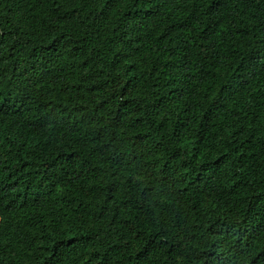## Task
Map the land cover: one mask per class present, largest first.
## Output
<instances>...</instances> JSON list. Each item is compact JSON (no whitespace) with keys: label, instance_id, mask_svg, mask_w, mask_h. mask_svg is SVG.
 I'll list each match as a JSON object with an SVG mask.
<instances>
[{"label":"trees","instance_id":"1","mask_svg":"<svg viewBox=\"0 0 264 264\" xmlns=\"http://www.w3.org/2000/svg\"><path fill=\"white\" fill-rule=\"evenodd\" d=\"M0 264H264V0H0Z\"/></svg>","mask_w":264,"mask_h":264}]
</instances>
